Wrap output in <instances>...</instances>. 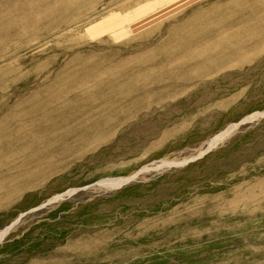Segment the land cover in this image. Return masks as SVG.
Listing matches in <instances>:
<instances>
[{"label":"rangeland","instance_id":"rangeland-1","mask_svg":"<svg viewBox=\"0 0 264 264\" xmlns=\"http://www.w3.org/2000/svg\"><path fill=\"white\" fill-rule=\"evenodd\" d=\"M6 228L0 264H264V0H0Z\"/></svg>","mask_w":264,"mask_h":264},{"label":"bare ground","instance_id":"bare-ground-1","mask_svg":"<svg viewBox=\"0 0 264 264\" xmlns=\"http://www.w3.org/2000/svg\"><path fill=\"white\" fill-rule=\"evenodd\" d=\"M254 115H255V114H254ZM252 118H253V117L251 116L250 119H252ZM230 129H231V128L226 129V131L223 130L224 132H221V133L215 135L213 138H211L210 141L208 142V147H207V149H208L209 147H211L212 145H215V143H216L218 140H220L223 136H225L226 133H228ZM209 149H210V148H209ZM117 179H118V178H117ZM124 181H125V180H124ZM116 182H117V181H116ZM111 183H115V182H111ZM7 231H8V228H6L3 232H0V240H1L2 238H4V236L7 234Z\"/></svg>","mask_w":264,"mask_h":264}]
</instances>
